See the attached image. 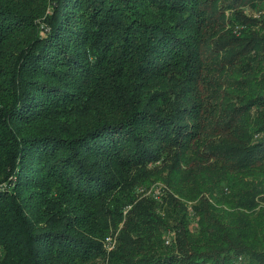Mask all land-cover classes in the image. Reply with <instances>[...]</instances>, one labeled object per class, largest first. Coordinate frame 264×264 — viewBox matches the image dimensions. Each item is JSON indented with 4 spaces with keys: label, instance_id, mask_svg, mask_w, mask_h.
<instances>
[{
    "label": "trees",
    "instance_id": "obj_1",
    "mask_svg": "<svg viewBox=\"0 0 264 264\" xmlns=\"http://www.w3.org/2000/svg\"><path fill=\"white\" fill-rule=\"evenodd\" d=\"M258 2L0 0V264H264Z\"/></svg>",
    "mask_w": 264,
    "mask_h": 264
},
{
    "label": "rangeland",
    "instance_id": "obj_2",
    "mask_svg": "<svg viewBox=\"0 0 264 264\" xmlns=\"http://www.w3.org/2000/svg\"><path fill=\"white\" fill-rule=\"evenodd\" d=\"M243 9H244V13L247 16H251V17H257L264 10L263 9V5L260 2H258L256 5H250V4H248ZM235 13L236 12L234 10H232V11L228 12L227 14L229 15V17H232ZM153 186H154L155 190H160L161 191L160 194L163 193V189L165 188L164 187L165 185L162 182L157 181V182L153 183L150 187H153ZM150 187L149 186H138L136 188V191H137V193L141 194V192L144 191V189L147 190ZM110 235H113V233L109 234V236ZM105 241H106V239H105Z\"/></svg>",
    "mask_w": 264,
    "mask_h": 264
},
{
    "label": "built area",
    "instance_id": "obj_3",
    "mask_svg": "<svg viewBox=\"0 0 264 264\" xmlns=\"http://www.w3.org/2000/svg\"><path fill=\"white\" fill-rule=\"evenodd\" d=\"M160 190H155V188H154V186L153 187H151V189H149L148 191H146L145 193L146 194H151V193H153L157 198H159V196H160ZM116 241H117V235L116 234H113V235H108L107 237H106V241H105V246H106V249L108 250V251H112L114 248H115V246H116ZM167 243H169L170 242V236H168L167 237V241H166Z\"/></svg>",
    "mask_w": 264,
    "mask_h": 264
}]
</instances>
